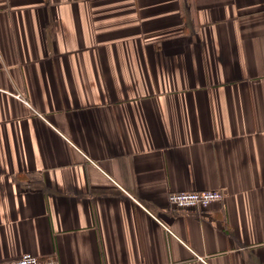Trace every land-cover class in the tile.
<instances>
[{"label": "crops", "instance_id": "obj_1", "mask_svg": "<svg viewBox=\"0 0 264 264\" xmlns=\"http://www.w3.org/2000/svg\"><path fill=\"white\" fill-rule=\"evenodd\" d=\"M222 191L209 209L171 193ZM264 264V0H0V262Z\"/></svg>", "mask_w": 264, "mask_h": 264}, {"label": "built area", "instance_id": "obj_2", "mask_svg": "<svg viewBox=\"0 0 264 264\" xmlns=\"http://www.w3.org/2000/svg\"><path fill=\"white\" fill-rule=\"evenodd\" d=\"M222 191H192L171 193L168 197L169 204L177 210H207L214 203L224 200ZM0 264H60L57 258H39L32 254H24L18 259L2 261Z\"/></svg>", "mask_w": 264, "mask_h": 264}]
</instances>
